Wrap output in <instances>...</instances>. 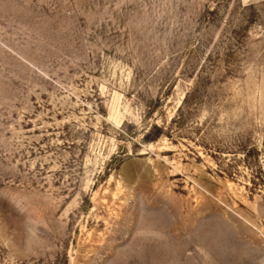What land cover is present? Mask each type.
Listing matches in <instances>:
<instances>
[{
  "label": "rangeland",
  "instance_id": "374dc122",
  "mask_svg": "<svg viewBox=\"0 0 264 264\" xmlns=\"http://www.w3.org/2000/svg\"><path fill=\"white\" fill-rule=\"evenodd\" d=\"M0 264H264V0H0Z\"/></svg>",
  "mask_w": 264,
  "mask_h": 264
}]
</instances>
